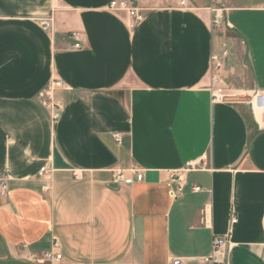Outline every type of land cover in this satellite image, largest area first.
Returning a JSON list of instances; mask_svg holds the SVG:
<instances>
[{"label": "crops", "instance_id": "obj_1", "mask_svg": "<svg viewBox=\"0 0 264 264\" xmlns=\"http://www.w3.org/2000/svg\"><path fill=\"white\" fill-rule=\"evenodd\" d=\"M112 1L0 0V264H36L53 238L63 264H264V0H128L137 23ZM55 79L51 123L36 96Z\"/></svg>", "mask_w": 264, "mask_h": 264}, {"label": "built area", "instance_id": "obj_2", "mask_svg": "<svg viewBox=\"0 0 264 264\" xmlns=\"http://www.w3.org/2000/svg\"><path fill=\"white\" fill-rule=\"evenodd\" d=\"M218 3V1L216 2ZM180 5L185 6V0H180ZM108 8L110 10H118L125 12L127 15L128 20L131 23H137L142 21L143 14L142 11L134 5L132 2L128 0H116L112 1ZM212 12H214L212 20H211V26L214 29H219L224 26L228 27V23L224 22L222 12L224 11V8H217V7H211ZM41 25L45 30H48L51 28V20H42ZM77 32H72L71 37L77 40ZM73 49H80V43L77 41L72 46ZM226 53L224 52L221 56H214V66L212 70V78L215 80L217 79L218 72L221 70L222 67V60L225 57ZM63 88V84L59 80H52L50 84L41 90L37 96L36 99L39 102V104L42 106V108L47 112L50 122L55 123L58 121L64 111V105L63 103L57 99L56 94L59 90ZM213 101L214 102H223L224 96L219 93L218 89H214L213 92ZM256 106L262 107L263 106V99L260 94H258L255 98ZM116 142L121 145L122 144V137L118 133L113 134ZM197 166L188 164L181 173L175 174V176L169 181V186L172 187V192L174 196L182 194L184 187H185V180L183 179V176L185 173L195 170ZM199 167V165H198ZM204 164L201 165L199 168H203ZM49 173V170L43 166L40 169L39 175L44 176L45 174ZM75 177H79L77 174H75ZM143 179V173L140 170L133 169L131 174L127 175L122 170H115L112 174V178L110 180V184L113 186H118L119 184H125L130 185L135 181H141ZM42 189L44 191H47L49 189V186L47 184H44ZM192 192L196 193L199 192L201 189L198 186H193L191 188ZM7 191V184L5 178L0 175V195H5ZM204 217L208 218V213L204 212ZM236 216L234 212H231V219L230 224L236 223ZM229 236L223 235V236H215L212 240V254L217 252L220 249L226 248L229 245ZM30 260L36 264H63L62 263V255L60 251V241L57 238H53L51 243V248L38 254H31ZM213 262V256H208L203 258L202 263L204 264H211ZM172 264H187L186 260L175 258L172 260Z\"/></svg>", "mask_w": 264, "mask_h": 264}, {"label": "rangeland", "instance_id": "obj_3", "mask_svg": "<svg viewBox=\"0 0 264 264\" xmlns=\"http://www.w3.org/2000/svg\"><path fill=\"white\" fill-rule=\"evenodd\" d=\"M241 98H244L243 96Z\"/></svg>", "mask_w": 264, "mask_h": 264}]
</instances>
